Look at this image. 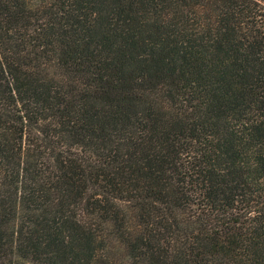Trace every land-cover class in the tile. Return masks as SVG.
I'll return each mask as SVG.
<instances>
[{"label": "trees", "instance_id": "16d2710c", "mask_svg": "<svg viewBox=\"0 0 264 264\" xmlns=\"http://www.w3.org/2000/svg\"><path fill=\"white\" fill-rule=\"evenodd\" d=\"M264 264V0H0V264Z\"/></svg>", "mask_w": 264, "mask_h": 264}, {"label": "rangeland", "instance_id": "374dc122", "mask_svg": "<svg viewBox=\"0 0 264 264\" xmlns=\"http://www.w3.org/2000/svg\"><path fill=\"white\" fill-rule=\"evenodd\" d=\"M18 263H19V264H30V263H28V262H22V261H19Z\"/></svg>", "mask_w": 264, "mask_h": 264}]
</instances>
